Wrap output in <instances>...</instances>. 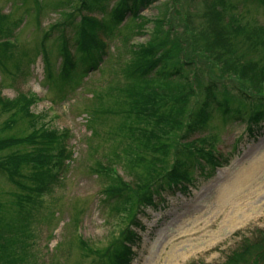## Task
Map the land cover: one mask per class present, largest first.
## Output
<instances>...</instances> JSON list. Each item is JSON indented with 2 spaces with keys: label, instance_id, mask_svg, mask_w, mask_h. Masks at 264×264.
Returning <instances> with one entry per match:
<instances>
[{
  "label": "trees",
  "instance_id": "1",
  "mask_svg": "<svg viewBox=\"0 0 264 264\" xmlns=\"http://www.w3.org/2000/svg\"><path fill=\"white\" fill-rule=\"evenodd\" d=\"M96 1L80 0L81 6L74 5L75 0L59 4L60 13L69 21L77 13L95 16L98 13L94 12L100 11L99 18L83 15V26L88 23V29L84 27L79 39L74 40L76 59L70 46L62 43L64 59L58 76L64 84L73 82L66 87H76L91 72L111 63L112 54L104 56L101 52L100 34L110 39L114 33L119 34L120 25L124 23V27L128 25L125 21L133 20L135 29L126 28L127 38L143 34L149 40L127 46L128 62L106 66L124 82L95 95L86 114L85 124L91 135L98 134L101 116L121 118L104 132L105 139L121 143V150L113 149L112 158L104 164L96 160L92 172L104 176L107 183L101 190V206L110 216H118L121 225L127 224L101 249L91 247L78 234L73 240L84 258L92 257V264H128L139 239L133 231L140 226L138 215L147 207H155L161 193L184 191V183H189L195 172L210 177L214 169L225 165L227 160L215 155L216 136L199 137L212 116L219 115L222 127L229 121L245 123L248 134L264 120V56L253 60L241 54L244 49L253 52L249 49L254 47L251 39L264 28L246 25L239 14L233 13L250 7L254 14H264V0H165L164 12L153 20L150 36L140 31L145 22H150L140 13L161 0H118L116 8L109 11L98 7ZM70 8L72 12L67 11ZM175 19L183 27L180 34L172 24ZM6 22H10L8 27L13 25L8 15L0 14L3 71L6 61L20 48L16 39L5 38V33L17 37L15 29L22 20L16 19L12 29H4ZM58 35L64 37L62 28ZM48 37V33L42 36L40 48L52 68L44 47ZM256 49L263 50L260 44ZM27 96L12 101L0 98V115H9L2 128L10 130L17 118L26 117L31 129L22 128L19 134L0 138V177L15 188L16 195L10 197L19 217L7 221L5 212L9 209L0 204V264H36L29 240L33 238L32 220L39 212L32 210H43L42 199L59 190L72 159L69 130L58 134L39 123V117L28 115L39 98ZM110 104L111 108L106 107ZM204 163L208 166L205 171ZM222 264H264V231H259L256 240L244 239Z\"/></svg>",
  "mask_w": 264,
  "mask_h": 264
},
{
  "label": "rangeland",
  "instance_id": "2",
  "mask_svg": "<svg viewBox=\"0 0 264 264\" xmlns=\"http://www.w3.org/2000/svg\"><path fill=\"white\" fill-rule=\"evenodd\" d=\"M62 1L0 0L1 15H8L13 25L16 19L22 20L15 29L17 37L5 33V38L14 37L20 48L12 59L6 61L5 71L0 68V98L12 101L32 94L40 101L35 99L28 115L39 117V123L58 134L65 129L70 133L68 147L72 159L62 186L42 199L43 210H32V213L39 212V216L32 220L30 228L33 238L29 240L36 264H92L91 256L84 258L80 254L73 240L77 234L82 240L88 241L91 247L101 249L114 240L127 223L121 225L118 216H110L108 209L101 206V190L107 183L104 176L92 172L96 160L104 164L106 159L112 158L110 152L113 149L121 150V143L105 139L104 134L121 122V118L101 116L97 125L98 134L91 135L85 124L88 120L87 108L95 95L102 94L116 82H124L106 66L128 62L129 46L144 43L149 37L142 34L127 38L129 30L126 28L135 29L136 22L125 21L128 25H120L119 34L114 33L109 39L111 45L108 55L112 54L111 63L91 72L76 87H66L70 81L64 84L65 81L58 76L64 59L62 43L66 42L70 47L75 45L74 40L79 39L85 27L82 17L90 14L78 16L80 14L77 13L69 21L58 9ZM164 1L152 4L140 13L143 19L150 20L143 24L141 33L151 35L153 20L164 12ZM117 2L99 0L97 6L109 10ZM81 3L75 0L74 5L81 6ZM252 9L242 7L233 13L239 14L246 25L264 28V14L261 11L254 14ZM67 11L73 10L70 8ZM94 13L98 15L88 17L99 18L100 11ZM8 23L4 24V29L13 28V25L8 27ZM66 23L70 24L69 27L65 26ZM172 24L178 34L182 33L183 27L176 19ZM61 28L64 37L58 35ZM87 29L88 23L85 31ZM45 33L49 34L44 47L52 68L40 48ZM251 40L254 41V47L249 49H253V52L244 49L241 54L258 60V55L264 56V32ZM258 44L263 50L256 49ZM106 107L111 108L112 104ZM19 109L16 107V110ZM8 117V114L0 115V138L19 134L22 128L30 132L26 117L17 118L14 126L5 131L2 124ZM36 128H39L38 123ZM200 134L199 137L204 136L206 139L211 135L216 136L213 144L215 155L227 160L226 167L214 169L210 177H205L201 171L195 172L191 181L184 183V191L161 193V198L155 200V207L142 211L138 216L140 226L133 230L139 239L130 264H222L244 239L256 240L259 231H264V120L253 126L252 132L248 134L245 123L229 121L222 127L219 115L215 114L206 130ZM203 167L204 171L208 169L205 163ZM118 172L121 174V169ZM14 190L0 177V204L9 209L5 212L7 221L19 219L15 216L17 208L14 199L10 197ZM78 220L80 222L76 224ZM70 243H73L71 248Z\"/></svg>",
  "mask_w": 264,
  "mask_h": 264
}]
</instances>
